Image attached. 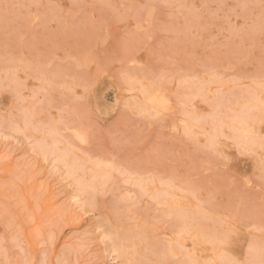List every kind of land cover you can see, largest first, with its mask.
Returning a JSON list of instances; mask_svg holds the SVG:
<instances>
[{
    "label": "rangeland",
    "instance_id": "rangeland-1",
    "mask_svg": "<svg viewBox=\"0 0 264 264\" xmlns=\"http://www.w3.org/2000/svg\"><path fill=\"white\" fill-rule=\"evenodd\" d=\"M193 260L264 264V0H0V264Z\"/></svg>",
    "mask_w": 264,
    "mask_h": 264
},
{
    "label": "bare ground",
    "instance_id": "bare-ground-1",
    "mask_svg": "<svg viewBox=\"0 0 264 264\" xmlns=\"http://www.w3.org/2000/svg\"><path fill=\"white\" fill-rule=\"evenodd\" d=\"M261 90H262V89H261ZM148 94H149V93H148ZM145 97H146V96H145ZM247 98H248V97H247ZM249 103H250V102H249ZM250 104H251V103H250ZM253 104H254V106L257 105V104H255L254 102H253ZM251 105H252V104H251ZM252 108H253V107H252ZM254 109H255V107H254ZM258 109H259V108H258ZM249 110H251V108H250ZM252 110H253V109H252ZM246 112H247V111H246ZM249 113H250V112H249ZM222 119H223V118H222ZM229 120H230V119H229ZM229 120H228V122H229ZM230 121H231V120H230ZM210 124H211V123H210ZM231 124H233V122H232ZM225 125H226V124H225ZM242 126H244V124L240 125L239 127L241 128ZM246 127H247V126H246ZM244 128H245V127H244ZM244 128H243V129H244ZM247 128H248V127H247ZM200 129H201V128H200ZM230 129H233V128L230 127ZM233 130H234V129H233ZM249 130H251V128H249ZM235 132H236V129H235ZM241 133H242V132H240V134H241ZM245 133H246V132H245ZM240 134L238 135L239 139H241V137H240L241 135H240ZM250 138H252V136H251ZM249 140H251V139H249ZM241 141H242V143L246 142V140L244 141V140H242V139H241ZM243 141H244V142H243ZM251 142H252V141H251ZM251 142L249 141V144H250ZM246 143H248V141H247ZM246 143H244V144H246ZM249 144H246V145L249 146ZM242 145H243V144H242ZM260 145H261V144H260ZM70 150H71V149H70ZM65 159H67V158H65ZM65 159H64V160H65ZM65 161H66V160H65ZM257 167H258V166H257ZM88 171H89V170H88ZM102 171H103V170H102ZM106 178H107V176H106ZM80 182H81V181H80ZM80 182H79V185H80ZM168 183L170 184V182H168ZM163 184L166 185L165 183H163ZM82 185H83V184H81L80 187H81ZM140 185H141V184H140ZM170 185H171V184H170ZM82 187H83V186H82ZM82 187H81V189H82ZM84 187L86 188V186H84ZM135 187H136V186H135ZM166 187H169V189H170L171 186H169V185H168V186H167V185L164 186V188H166ZM144 190H145V188H144ZM82 191H83V190H82ZM167 191H169L168 188H167ZM146 192H147V190H146ZM146 192H145V193H146ZM162 192H163V191H161V193H162ZM170 192H171V190H170ZM151 193H152V191H151ZM164 193H165V194H163V195H165V197L171 195V194H170V195H168V194L166 195L167 192H164ZM152 194H153V193H152ZM153 195H154V194H153ZM156 196H157V194L154 195L152 198H156ZM171 197H172V196H171ZM171 197H170V198H171ZM174 197H175V196H173V198H174ZM157 198H158V197H157ZM161 198H162V197H161ZM163 198H164V196H163ZM170 198H168V200H169ZM178 198H179V197H178ZM165 199H167V198H165ZM174 199H175V198H174ZM122 200H123V199H122ZM168 200H167V201H168ZM180 200H181V198H180ZM161 201H164V203L166 202L165 200H162V199H161ZM161 201H160V202H161ZM185 201H186V200H185ZM198 201H199V200H198ZM168 202H171V201H168ZM172 202H173V201H172ZM120 204H121V203H120ZM165 204H167V203H165ZM124 206H125V205H124ZM154 207H155V206H154ZM173 209H174V208H173ZM177 210H179V209H177ZM168 211H169V210H168ZM182 211H183V210H182ZM185 212H186V211H185ZM187 212H188V211H187ZM199 212H200V211H199ZM190 213H191V212H190ZM166 214H167V213H166ZM166 214H165V215H166ZM195 214H196V213H195ZM167 215H168V214H167ZM169 215H170V214H169ZM187 215H188V214H187ZM197 215H200V213H197ZM171 216H173L172 213H171ZM181 216H182V215H181ZM173 217H175L174 219H176V218L179 217V216L176 217L175 214H174ZM188 217H189V216H188ZM196 217L198 218V216H196ZM179 218H181V217H179ZM193 218H194V217H193ZM197 218H196L195 220H197ZM153 219H154V217H153ZM190 219H192V218H190ZM176 220H177V222H179L178 219H176ZM176 220H175V221H176ZM181 220H182V219H181ZM188 220H189V219H188ZM198 220H199V219H198ZM202 220H203V219H202ZM206 220H207V219H206ZM183 221H184V220H183ZM183 221L181 222V223H182V226H183V223H184ZM186 221H187V220H186ZM188 222L190 223L191 221L189 220ZM194 222H195V223H193V224L195 225V224H196V221H194ZM179 223H180V222H179ZM186 223H187V222H186ZM189 223L187 224V226L189 225ZM200 224H201V223H199V225H200ZM185 225H186V224H185ZM191 225H192V223H191ZM197 225H198V223H197ZM179 226L181 227V224H180ZM187 226H186V227H187ZM200 226H201V225H200ZM195 227H196V225L194 226V228H193V227H192V228L195 230V229H197V228H195ZM198 227H199V226H198ZM203 227H204V226H203ZM137 228L139 229V227H137ZM160 228H161V227H160ZM135 229H136V227H135ZM177 229H180V228H177ZM190 229H191V228H190ZM193 229H192V231H194ZM201 229H202V228H201ZM143 230H144V229H142V231H143ZM180 230H181V229H180ZM185 230H186V232H187V230H189V229L186 228ZM120 231H122V230H120ZM136 231H137V230H136ZM176 231H177V230H176ZM178 231H179V230H178ZM192 231H191V232H192ZM203 231H206V230L204 229ZM203 231H198V232H203ZM140 232H141V230H139V233H140ZM181 232H182V230H181ZM198 232H197V234H198ZM120 233H122V232H120ZM124 233H125V232H123L121 235L123 236ZM132 233H133V232H132ZM136 233H137V232H136ZM139 233H138V234H139ZM134 234H135V232H134ZM134 234H132L131 236H134ZM177 234H178V233H177ZM177 234H176V237H177ZM189 234H190V233H188V235H189ZM201 234H203V233H201ZM201 234H200V235H201ZM204 234L207 235V234H208L207 231H206V233L204 232ZM129 235H130V234H129ZM183 235H184V234H183ZM183 235H181V236H183ZM122 236H121V238H122ZM125 236L128 237L127 234H126ZM125 236H124V238H125V240H127V239H126L127 237H125ZM135 236H136V239H137V234H136ZM135 236H134L133 238H135ZM138 236H139V235H138ZM140 236H143V235L140 234ZM140 236H139V237H140ZM179 236H180V235H179ZM202 236L205 237V239H203V241L205 240V242H206V237L208 238V236H205V235H202ZM139 237H138V238H139ZM144 237H145V235H144ZM183 237H184V236H183ZM187 237H188V236H187ZM195 237H196V236L194 235V238H195ZM128 238H131V237H128ZM141 238H142V237H141ZM141 238H140V239H141ZM194 238H193V239H194ZM198 238H199V237H198ZM211 238H212V237H211ZM176 239H177V238H176ZM193 239H192V240H193ZM199 239L201 240V237H200ZM119 240H120V239H119ZM119 240H118V244L116 243L117 245H119V243H120L121 241H123V240H120V241H119ZM194 240H195V239H194ZM194 240H193V241H194ZM210 240H211V239L209 238V241H210ZM130 241H132V239H130ZM130 241L128 240L129 243H130ZM134 241H135V240H134ZM136 241H138V240H136ZM143 241H144V238H143ZM189 241H190V240H189ZM193 241H192V242H193ZM201 241H202V240H201ZM203 241H202L201 243H203ZM209 241L207 240L209 246H211V245H210V242H211V241H213V243L215 244V240H211L210 242H209ZM124 242H125V241H124ZM141 242H142V241H141ZM205 242H204V243H205ZM129 243H128V244H129ZM133 243H134V242H133ZM142 243H144V242H142ZM195 243H196V242H195ZM195 243H191V245H195ZM204 243H203V244H204ZM213 243H211V244H213ZM216 243H217V242H216ZM120 244H121V243H120ZM123 244H124V243H123ZM135 244H136V243H135ZM140 244H141V243H140ZM170 244H171V243H170ZM172 244H174V242H173ZM177 244H178V243H177ZM205 244H206V243H205ZM217 244H218V243H217ZM121 245H122V244H121ZM126 245H127V244H126ZM126 245H125V246H126ZM180 245H181V244H180ZM218 245H219V244H218ZM137 246H138V245H137ZM127 247H128V246H127ZM130 247H131V246H130ZM170 247H171V245H170ZM173 247H174V246H173ZM173 247H172V248H173ZM182 247H183V246H182ZM128 248H129V247H128ZM176 248H177V247H176ZM132 249H133V248H132ZM174 249H175V248H174ZM184 249H185V248H184ZM187 249H188V248H187ZM194 249H195V247H194ZM118 250H119V249H118ZM137 250H138V249H137ZM133 251H134V250H133ZM169 251H170V248H169ZM175 251H177V250H175ZM186 251H188V250H186ZM216 251H217V250H216ZM122 252H123V251H122ZM129 252H130V251H129ZM139 252H140V250H139ZM170 252H171V251H170ZM173 252H174V251H173ZM179 252H180V251H179ZM123 253H124V252H123ZM171 253H172V252H171ZM181 253H182V251H181ZM183 254H184V253H183ZM188 254H189V253H188ZM188 254H187V255H188ZM157 255H158V254H157ZM172 255H173V253H172ZM184 255H185V254H184ZM133 256H134V255H133ZM179 256H180V255H179ZM181 256H182V255H181ZM181 256H180V257H181ZM218 256H219V255H218ZM123 257H124V256H123ZM138 257H139V256H138ZM158 257H159V256H158ZM174 257H175V256H174ZM185 257H186V256H185ZM188 257H191V256H188ZM130 258H131V257H130ZM183 258H184V257H183ZM216 258H217V257H216ZM132 259H133V258H132ZM187 259H188V258H187ZM192 259H193V258H192ZM124 260H125V259H124ZM136 260H137V259H136ZM184 260H185V259H184ZM214 260L216 261V259H214ZM217 260H218V259H217ZM134 261H135V259H134ZM195 261H197V260H195ZM219 261H220V260H219ZM131 262H132V261H131ZM185 262H186V261H185ZM198 262H199V261H198ZM198 262H197V264H198ZM216 262H217V261H216ZM132 263H133V262H132ZM186 263H187V262H186ZM186 263H185V264H186ZM205 263H206V262H205ZM217 263H219V262H217ZM126 264H127V263H126ZM134 264H135V263H134ZM183 264H184V262H183ZM192 264H194V260H193V263H192ZM195 264H196V263H195ZM202 264H203V263H202ZM206 264H207V263H206ZM221 264H222V263H221Z\"/></svg>",
    "mask_w": 264,
    "mask_h": 264
}]
</instances>
